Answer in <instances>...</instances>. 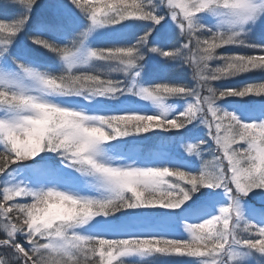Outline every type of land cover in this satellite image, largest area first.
<instances>
[{
	"label": "snow or ice",
	"instance_id": "snow-or-ice-1",
	"mask_svg": "<svg viewBox=\"0 0 264 264\" xmlns=\"http://www.w3.org/2000/svg\"><path fill=\"white\" fill-rule=\"evenodd\" d=\"M257 72L264 0H5L0 264H264Z\"/></svg>",
	"mask_w": 264,
	"mask_h": 264
},
{
	"label": "rangeland",
	"instance_id": "rangeland-1",
	"mask_svg": "<svg viewBox=\"0 0 264 264\" xmlns=\"http://www.w3.org/2000/svg\"><path fill=\"white\" fill-rule=\"evenodd\" d=\"M4 3H5V0H0V5H3ZM9 14H11V11H9ZM254 38H258V34H257V37H254ZM260 75H264V73L257 72L255 74H250L247 77V79L248 78L250 79V78L255 77V76H260ZM171 76L173 77V79L174 78H178V79H187V78H189L188 77V72L186 70H184L183 72H181L178 68L175 69L172 72ZM238 81H240V78H236V80L235 81H232V82H238ZM225 83H228V82H225Z\"/></svg>",
	"mask_w": 264,
	"mask_h": 264
},
{
	"label": "trees",
	"instance_id": "trees-1",
	"mask_svg": "<svg viewBox=\"0 0 264 264\" xmlns=\"http://www.w3.org/2000/svg\"><path fill=\"white\" fill-rule=\"evenodd\" d=\"M178 69H179V68H178ZM179 70H180L181 72L184 71V70H181V69H179ZM170 78L173 79L172 76H170ZM174 79H178V78H174ZM248 79H249V78H248ZM262 79H264V75L255 76V77L250 78L249 80L259 81V80H262ZM238 82H240V81H238ZM238 82H228V83H226V84H232V83H238Z\"/></svg>",
	"mask_w": 264,
	"mask_h": 264
}]
</instances>
